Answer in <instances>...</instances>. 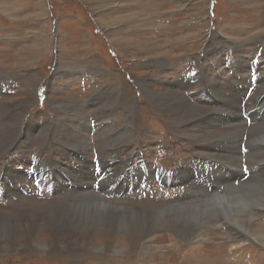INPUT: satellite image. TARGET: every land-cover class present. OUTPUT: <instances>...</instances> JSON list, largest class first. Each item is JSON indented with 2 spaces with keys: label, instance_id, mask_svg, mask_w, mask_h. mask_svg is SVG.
I'll return each instance as SVG.
<instances>
[{
  "label": "rangeland",
  "instance_id": "374dc122",
  "mask_svg": "<svg viewBox=\"0 0 264 264\" xmlns=\"http://www.w3.org/2000/svg\"><path fill=\"white\" fill-rule=\"evenodd\" d=\"M258 69L264 71V0H0V170L7 165L2 145L10 141L8 154L49 156L56 166L67 152L69 166L59 180L21 181L26 192L0 190V212L9 216L0 220V264H264V240L227 217L230 195L252 201L264 181V154L256 155L253 141L264 134ZM171 81L207 112L173 119L160 100H177L168 97ZM219 87L236 99L222 98ZM222 107L242 114L233 123L243 134L232 153L221 141L230 135L223 111L205 119ZM25 136L30 144L21 149ZM31 162L16 166L33 172ZM222 166L241 171V182L222 189L226 208L203 231H188L195 222L179 212L151 216L159 211L151 208L192 212L200 202L188 201L209 195L199 182L217 184L228 173ZM10 170L4 182L19 175ZM189 179L202 188H187ZM84 192L137 212L120 213L124 222L119 216L104 231L74 225L71 212ZM249 206L264 225V206ZM240 248L252 255L236 260Z\"/></svg>",
  "mask_w": 264,
  "mask_h": 264
},
{
  "label": "bare ground",
  "instance_id": "6f19581e",
  "mask_svg": "<svg viewBox=\"0 0 264 264\" xmlns=\"http://www.w3.org/2000/svg\"><path fill=\"white\" fill-rule=\"evenodd\" d=\"M108 2V1H107ZM102 8V7H101ZM159 47V46H158ZM158 52V51H157ZM237 52V51H236ZM245 61V60H243ZM157 63V62H156ZM239 63V62H238ZM241 63V62H240ZM251 63V62H250ZM256 64V62H254ZM258 71V70H257ZM15 73V72H14ZM200 76V75H199ZM178 77V76H177ZM188 77V76H187ZM189 78V77H188ZM202 79V78H201ZM176 80V79H175ZM181 80V79H180ZM213 81V80H212ZM172 82V81H171ZM179 82V81H178ZM186 82V81H185ZM170 84V83H169ZM225 84V82H224ZM205 85V84H204ZM223 85V84H222ZM176 84L172 82V86H171V91L170 95L168 97H171V95H173L174 97H176V99L178 100H172V99H167L168 101H164V99H160L162 100L164 106L166 107L165 109L167 110V113L170 114L172 116L173 119L178 120L179 123V116H183L185 115V113L189 114L188 118L191 117H196L197 115H203L202 113L207 112L206 109L199 107L193 103H191L183 94V92L181 90H179L177 87H175ZM187 86V85H186ZM232 86V84H231ZM233 87V86H232ZM231 87V88H232ZM182 88V87H181ZM221 89L220 87L218 88ZM234 89V88H233ZM170 90V89H169ZM231 90V89H230ZM97 91V90H96ZM264 91V88H262L260 91H258V93L260 94L261 92ZM205 92V91H204ZM221 92L223 93V95H220L222 98L225 99H231V100H235L236 99V95L233 92H228L230 93V95H225L227 92H225V90L221 89ZM238 92V91H237ZM206 94V93H205ZM237 94V93H236ZM56 99V98H55ZM239 99V98H238ZM24 105V104H23ZM178 105V106H176ZM234 105V104H233ZM240 105V104H239ZM85 108V107H84ZM229 109V108H228ZM239 108L237 107V109H235V107H232L231 110H227L224 109L222 107V109H216L215 111H209L208 113H206V118L205 119H209L208 117H212V115L220 113L223 111V115H222V121L223 123L228 126L229 131L228 133L230 135H226L222 136L225 137L224 139L221 138V141L223 142V148H227L228 150H231L232 152H235L236 149L239 148V143H237L238 140V136H240L241 134H243V129H240V127H236L235 125H233V123L238 122V119L242 117V114L239 112L238 110ZM102 110V109H101ZM233 112H234V116H233ZM201 113V114H200ZM230 115V119H227L226 116ZM214 117V116H213ZM231 118L234 119V122H231ZM186 120V119H185ZM210 120V119H209ZM172 121V120H171ZM181 121V120H180ZM187 121V120H186ZM236 121V122H235ZM20 122V121H19ZM60 122V121H59ZM182 122V121H181ZM220 122V121H218ZM31 124V123H30ZM232 124V125H231ZM5 125V124H4ZM86 127V126H84ZM83 127V128H84ZM210 127V126H209ZM46 128V127H45ZM68 128V127H67ZM255 129V128H254ZM47 131V130H46ZM52 131V130H51ZM63 131V130H62ZM245 131H249L248 129H245ZM244 131V132H245ZM251 133L254 134V131H249ZM46 133V132H45ZM41 134V133H40ZM44 134V133H43ZM69 134V133H68ZM44 136V135H43ZM242 136V135H241ZM259 138H255L253 141H256L255 145H258L256 148L259 151L256 155L258 156V154H264V134L263 135H258ZM45 137V136H44ZM43 137V138H44ZM79 137V136H78ZM42 138V137H41ZM47 138V137H45ZM80 139H82V142H84V144H87V140L84 137H80ZM31 140L30 137L25 136V142H29ZM44 141V139H41ZM7 141V140H6ZM1 142V141H0ZM41 142V141H40ZM4 143V142H3ZM11 141L9 143H4L3 148L7 149L12 147L10 145ZM13 143V142H12ZM11 143V144H12ZM44 143V142H43ZM111 144V143H110ZM230 144H233V146H231ZM14 145V144H13ZM73 145V144H72ZM254 145V144H253ZM14 147V146H13ZM74 147H76L74 145ZM73 147V148H74ZM81 147V146H80ZM253 147V146H252ZM76 149H79V147H76ZM215 151V150H214ZM222 151V150H221ZM8 152V151H7ZM219 152V151H218ZM230 152V151H229ZM224 153V152H223ZM5 154V153H4ZM222 154V153H220ZM63 156L66 157L68 156L67 153H63ZM224 156V155H223ZM229 156V155H228ZM6 157V156H5ZM220 157V156H219ZM241 157V156H240ZM221 158V157H220ZM232 159H237V157L234 156H230L228 157L227 161H230ZM252 160V159H251ZM264 160V159H263ZM66 161V160H65ZM234 161V160H233ZM239 163V162H238ZM257 163V162H256ZM228 164V163H227ZM230 166H233V164H228ZM223 169L222 170H227V174H224L221 176L220 179H222V182L224 185L220 190L216 189L217 185L221 182V180H217L216 183L214 185H210L208 182L205 181H201L199 182V184L203 187H207L206 191L209 193V195L205 198H198V199H191L188 202H193V201H199L200 203H196L194 205H192L190 208H192V212H190L188 210V207L186 206H181L178 208H158V209H154L151 208L152 210H159V211H154L152 212L151 216L152 217H156V218H161V216L164 215V212L167 213H178L179 215H183L181 217V219L184 221H187L188 223L190 222H195L196 227L194 228H190L188 229V231H195L196 228H199L202 230H204V227L206 226H210L212 219L215 217H217V212L220 211V209H225L226 206L224 205V201H228L229 197L227 196L226 190H222L224 187H226V185L228 184H237L239 182H241V176H242V172L241 171H236L233 169V167H228V166H222ZM61 169L63 170V168L61 167ZM249 169H252L251 167ZM261 169V168H260ZM62 170L59 171H55V175L56 177H59L61 175ZM11 171V170H10ZM12 171L14 172H18V169H12ZM164 173H167V170H162ZM259 171V169H255L254 173ZM187 172V171H186ZM252 172L251 170H247L245 172V174ZM264 173V172H263ZM170 174V172H169ZM237 175V178H234ZM88 176V175H87ZM135 176V175H134ZM80 177V176H79ZM132 178L130 175H127V178ZM171 178H174V176L171 177H167L165 180H169ZM257 179V178H256ZM262 179V178H261ZM108 180V179H107ZM180 180V181H179ZM109 181V180H108ZM133 181L132 179L130 180ZM178 181L180 182L181 185H184L182 182V180L179 178ZM177 181V182H178ZM189 183L190 179L187 180ZM57 182V181H56ZM105 182V181H104ZM135 182V181H134ZM191 184H187L186 187L187 188H202V187H197L195 184H198L196 182L190 181ZM8 183H10V181L4 182V184L0 185V190H4V192L9 191V188H14V187H9ZM85 183V182H83ZM108 183V182H107ZM59 184V183H58ZM82 184V183H81ZM57 184H55L56 187ZM59 187H62L63 189H69V185L67 186L66 184H59ZM131 185V184H130ZM254 185V184H253ZM73 186V184H72ZM221 186V185H220ZM82 190V189H81ZM84 190V189H83ZM67 191V190H66ZM201 192V191H200ZM199 193V192H198ZM6 194V193H5ZM240 194V193H239ZM238 194V195H239ZM255 194V193H254ZM253 194V195H254ZM238 195H236L235 193L230 195V204H229V211L233 212L232 214H230L231 216H227L229 221L234 224L236 227L240 228L243 230L244 234H248V236H254L255 238L261 237L262 240H264V225L260 224L258 222L255 221V218L248 213L249 210V205L254 204L255 206H264V181H260L258 183H256V197L250 201V200H241ZM69 196V195H68ZM80 200L78 202H80V204H78L75 210L76 214L74 212H71V214H73L74 218H73V224L77 225V226H83V225H89L92 228H97V229H102L101 231L107 230L108 227L111 225V222L113 219L118 218L119 216H121L119 218L120 221L124 222L125 217L120 215L123 214H129V213H136V210H131L132 212H130L129 210L127 211H120L119 209L122 208V206H114L111 205L112 203L107 204L108 202L105 200H100L99 196H97L94 192H84L80 194ZM245 199V198H244ZM248 199V198H247ZM250 199V198H249ZM72 203H76V201L71 200ZM54 205V204H53ZM74 205V204H73ZM70 206V205H69ZM68 206V207H69ZM83 206V208H81ZM143 206V205H142ZM49 207V206H48ZM51 207V206H50ZM49 207V208H50ZM40 208V207H39ZM54 208V207H53ZM64 208V206H63ZM131 208H136V207H131ZM56 209V208H55ZM59 209V207L57 208ZM67 209V208H66ZM78 209V210H77ZM39 210V209H38ZM47 210V209H46ZM111 211V212H109ZM61 212V211H60ZM66 212V211H65ZM70 212V211H68ZM229 212V213H230ZM5 213V212H4ZM3 212H0V220H3L4 217H6V215ZM44 213V212H43ZM8 214V213H7ZM47 214V213H45ZM80 214H83L82 218L80 219ZM19 215V214H18ZM16 215V216H18ZM141 215V214H140ZM150 215V214H149ZM14 216V218L16 217ZM9 217V216H7ZM6 219H9L7 218ZM20 217V216H18ZM123 217V218H122ZM12 218V217H11ZM58 218V217H57ZM155 218V219H156ZM169 218V217H168ZM122 219V220H121ZM131 219V218H130ZM154 219V218H153ZM116 220V219H115ZM150 220V219H149ZM111 221V222H110ZM147 221V220H146ZM160 221V220H158ZM157 221V222H158ZM56 222V221H55ZM62 221H60L61 223ZM116 222V221H115ZM119 222H117L118 225ZM127 223V222H126ZM125 223V224H126ZM143 223V222H142ZM56 224V223H55ZM122 224V223H121ZM119 224V225H121ZM1 226L5 227V224H1ZM99 226H102L101 228H99ZM136 226V225H135ZM158 226V225H157ZM231 226V225H230ZM74 227V226H73ZM117 227V226H116ZM143 227V226H142ZM155 227V226H154ZM192 227V226H191ZM91 228V229H92ZM127 228V227H126ZM156 228V227H155ZM188 228V227H187ZM124 229V228H122ZM143 229V228H142ZM141 229V230H142ZM176 229V228H175ZM182 229V228H180ZM38 230V229H37ZM79 230V229H78ZM94 230V229H93ZM114 230V229H113ZM112 230V231H113ZM128 230V228H127ZM200 230V231H201ZM202 230V231H203ZM119 231V230H118ZM190 232V233H191ZM152 233V232H151ZM188 234V233H187ZM199 235V234H198ZM187 237V236H186ZM247 237V236H245ZM260 239V238H259ZM187 240V239H186ZM252 240V239H251ZM253 241V240H252ZM176 242V241H175ZM256 243L258 241H255ZM147 243V242H146ZM246 243V242H245ZM243 248H240L238 255L236 253V255L234 256V258H236V260H238V257H242V256H247L249 255L248 252L251 254V251H248L247 253H244L242 251ZM252 255V254H251ZM220 258V257H219ZM222 260V259H221ZM240 261V264H247L246 262H243V260H238ZM209 262V261H208ZM202 264V262H201ZM210 264V263H209ZM218 264V263H217ZM224 264V261H223Z\"/></svg>",
  "mask_w": 264,
  "mask_h": 264
},
{
  "label": "flooded vegetation",
  "instance_id": "af4514ba",
  "mask_svg": "<svg viewBox=\"0 0 264 264\" xmlns=\"http://www.w3.org/2000/svg\"><path fill=\"white\" fill-rule=\"evenodd\" d=\"M258 72H260V75L264 74V71H261L260 69H258ZM245 116L248 117V114L245 113ZM22 142H25V140L22 139V140L19 141V143H22ZM15 143H17V142H15ZM28 144H30L28 141H27V144H20V148L22 149L23 147H26ZM69 149H72V148H69ZM108 150L110 152L113 151L112 147H110V146L108 147ZM10 151H11V148H7V149H4L3 152H2L3 154L5 153L3 155L2 159H4V160L6 159L7 163H4V164H7V165H5L4 167H1V170H0V184L4 183V181H5L3 179L5 168H10L11 170L12 169H18L19 175L15 176L12 180H10V183H8V185H11L14 188H9L8 193H7V191L6 192H4V191L1 192L0 191L1 193H6L7 195L12 194V193H13L12 195H14L16 193V190H20V191L26 192L24 186L20 182L21 181H25V179H27V178H33L34 179V177H39V178H42V179H44L46 181H49V180H52V179L59 180L58 179L59 177H56V175H55L56 172H54V171L61 170V167L62 168L69 167L68 164L66 163L68 161H65V162L62 161V160H64V156H63V153H61V152H60V156H58V159H57L60 162V164L54 166L53 163H56L57 161L52 160L49 156H41V155H39V157H41V158H37V159L32 158V159H30V158L26 157L25 154L21 153L20 150L16 151V153L8 154V153H10ZM65 153H67V152H65ZM24 160H31L32 162L30 164H35L33 172L21 170L20 166H18V167L16 166L17 163H21ZM61 164L62 165L65 164V166H61ZM44 165L46 166V171H44ZM96 167L98 168L99 166H96ZM49 169L51 170V172H48ZM45 172H48V173H45ZM157 176L159 178L161 177V175H159V174ZM97 180L99 181V179H97ZM54 185H55V183H51L52 187H54ZM16 197H18V196H16ZM123 200H125V199H123Z\"/></svg>",
  "mask_w": 264,
  "mask_h": 264
}]
</instances>
